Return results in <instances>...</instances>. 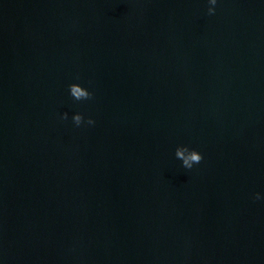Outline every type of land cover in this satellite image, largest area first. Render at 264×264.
I'll return each instance as SVG.
<instances>
[{
	"label": "water",
	"instance_id": "obj_1",
	"mask_svg": "<svg viewBox=\"0 0 264 264\" xmlns=\"http://www.w3.org/2000/svg\"><path fill=\"white\" fill-rule=\"evenodd\" d=\"M0 264H264V0H0Z\"/></svg>",
	"mask_w": 264,
	"mask_h": 264
},
{
	"label": "clouds",
	"instance_id": "obj_2",
	"mask_svg": "<svg viewBox=\"0 0 264 264\" xmlns=\"http://www.w3.org/2000/svg\"><path fill=\"white\" fill-rule=\"evenodd\" d=\"M209 3L215 5L217 0H209ZM215 9L210 7L208 9V13L214 14ZM70 95L77 101L79 100H87L92 97V93H90L87 89L83 88L79 84L73 83L69 85ZM62 119H67V113L62 116ZM74 123L79 126L83 121V116L79 113L73 116ZM88 124H93L94 121L92 119H88ZM175 155L178 159L182 160V166L187 169H191L194 164H198L203 159L202 155L196 150H190L186 146H179L176 149ZM256 199H260V195L256 194Z\"/></svg>",
	"mask_w": 264,
	"mask_h": 264
}]
</instances>
